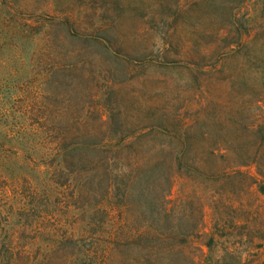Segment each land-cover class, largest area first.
Masks as SVG:
<instances>
[{"label":"rangeland","instance_id":"1","mask_svg":"<svg viewBox=\"0 0 264 264\" xmlns=\"http://www.w3.org/2000/svg\"><path fill=\"white\" fill-rule=\"evenodd\" d=\"M263 4L0 0V264H264L255 237L216 236L209 253L190 236L197 209L173 204L181 181L159 204L163 171L124 162L180 120H196L190 142L234 138L228 108L255 92L224 85L218 35L231 13L260 32ZM248 54L235 77L262 74ZM213 223L205 209L202 230Z\"/></svg>","mask_w":264,"mask_h":264},{"label":"trees","instance_id":"2","mask_svg":"<svg viewBox=\"0 0 264 264\" xmlns=\"http://www.w3.org/2000/svg\"><path fill=\"white\" fill-rule=\"evenodd\" d=\"M231 1L234 0H227V3ZM254 1L236 0V3L245 7ZM229 17L232 21L218 35L224 49V85L228 88L238 85L255 92L235 110L228 108L229 112H236L243 122L233 130L234 138L212 143L190 142L187 135L196 120H180L182 125L179 124L175 130L163 129L160 132L161 142L146 156L139 159L126 154L124 159L133 169L144 166L150 172L156 169L163 171L161 179L165 190L163 196L158 198L159 204L171 203L169 193L176 180L181 181L182 189L178 191L173 204H193L197 209V220L190 236L206 237L207 241L202 246L209 253L215 245L216 236H231L240 246L245 239L255 237L260 241L256 249H264V29L260 32L253 30V19L249 16L245 20H237L236 15L231 13ZM243 49L249 52L247 60L259 66L262 74L243 78L234 76L233 60ZM229 120L228 115L223 124L230 128ZM222 131L227 133L222 128L220 135H223ZM211 133L204 131L201 136H210ZM132 144L118 143L111 147L117 151ZM183 186L186 191H183ZM205 209L210 211L214 222L208 233L202 230ZM176 228L168 233H174ZM149 229L145 228L144 231ZM182 243L184 246L191 244L188 239ZM236 249L227 251L234 252Z\"/></svg>","mask_w":264,"mask_h":264}]
</instances>
